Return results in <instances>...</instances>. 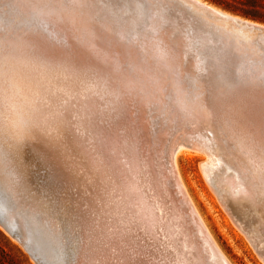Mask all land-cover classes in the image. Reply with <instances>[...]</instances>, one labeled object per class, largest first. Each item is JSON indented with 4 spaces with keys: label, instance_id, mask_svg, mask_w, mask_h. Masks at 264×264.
Here are the masks:
<instances>
[{
    "label": "rangeland",
    "instance_id": "rangeland-1",
    "mask_svg": "<svg viewBox=\"0 0 264 264\" xmlns=\"http://www.w3.org/2000/svg\"><path fill=\"white\" fill-rule=\"evenodd\" d=\"M45 1L46 2L43 0L46 5L37 6L36 4H32L30 0H0V108L8 105V103L12 108L10 97L8 98L7 96L11 94L10 91L12 92V90L18 98L13 100H17V104L23 103V106L18 107V114L12 117V121L16 125L14 128H10L7 125V118H10L11 115H9L10 117H5L2 115V112L0 113V213L4 218L11 221L23 239L32 244L35 253L33 251L32 253L26 251L18 241L9 237L2 229L1 224L0 234L2 237H0V244L10 256L13 257L14 264H209L210 259L204 256L203 241L200 234L196 231L197 227H195L194 222L190 218L191 215L184 214V212H186V207L183 202L180 201L181 199L179 198L181 197L178 195L177 188L173 184L174 178H172V174L169 171L171 166L169 167L166 161L167 153H165L169 143L175 138L178 139V142H183L180 140V138L182 139V137H184L182 136L183 129H187L186 126L190 128L193 125L191 126L188 120H180L179 118L170 116L172 108L169 105V101L171 102V100H169L166 93L167 91L171 94L174 93V91H176V93L180 91V94L176 96V100L179 101L180 110L185 111L190 108L193 114H198L203 109H208L206 106L207 103L205 102L207 98L206 95H211L218 89L221 91L224 89L227 90L229 87L232 88L240 82H249L251 78H255V82L251 80L249 83L253 81L259 89H264L263 41H260L261 44H259L257 40L251 41L250 38L255 35L239 31L236 28H234V30H226L223 28L225 24L217 26L215 23L211 22L212 18L210 19V17H207V19L201 15L198 16L194 11L190 10V8L178 3L163 2L149 9L140 6L136 1L128 3L126 0ZM197 1L231 17L255 22L264 26L263 21L245 16L241 12V10H245L246 13H251L264 19V0ZM39 3H41V0ZM55 4H57L58 7ZM62 4L63 6L68 5L67 7L71 10V13H73L74 16L76 14L75 17L78 18L81 16L80 18L83 20L78 23H86L87 31L90 29V33L88 34L91 35L89 37H92V40L95 39L96 35L99 40H107L108 37V40H111L110 42H112V44H114V42L115 45L116 43L119 45L121 44V46L117 45L119 48H127L126 51L136 55L139 54L138 56L142 58V62L145 65L153 66L151 60L155 61L153 53H149V50L153 47L152 42L154 46L158 43V47L165 42L162 44V47H167L166 50L165 47L163 48L162 54L170 61L167 60L169 63L175 65L178 72L177 82H175V85L167 83L168 81L166 83L164 82L160 93V95H162L161 99L156 98L152 100V102L144 103L145 106L143 105L142 108L143 111H145L144 118L147 120L148 129L155 135L157 132L156 136L162 135L160 138L163 139L161 140L162 142H150L148 147L144 145L147 149L146 154L150 157L153 156L152 158L157 160L153 159L154 161H151V166L155 165V170L152 167L153 172H155L154 178L156 177L158 180V178L161 177L159 175V173H161L160 171H164L166 177V185L160 188V184L158 183L161 189L159 194L160 192L162 193V189L164 188L168 189V191H172V194H167V191H165V193L163 191L162 196L160 194L158 197L156 184L151 180L153 176L150 175L147 177V180H151L148 186L151 189H155V194L157 195L155 196L158 199H155L153 189L151 192L149 190L146 192L143 191L142 193L140 192L139 194L141 197H137L138 193L135 194L134 191L127 188L128 180L126 175H124V170L122 173L121 169L123 168L119 167V169L116 170V165L114 164H117V161L113 162L110 159V148L108 146L104 148L99 145L98 138L96 137L97 134L91 132L87 133V130H85L84 134H82V132L77 134L73 131L76 136H74V138L70 135L69 130L66 129L68 138H66V136L58 137L55 136L51 130L40 126V124H42L41 122L47 118V115L50 116L49 112L47 114V110H49L51 106L55 107V103L60 105L61 102H68L70 99V103L72 100L78 102L81 99L84 100L85 98L93 96L96 102H99L98 98L102 96H98L95 93V97L93 92L90 94H88L89 92L87 93V89L89 85H91L89 83L90 80L76 83V80H74V82L70 81L68 80V76L62 77L63 75H58L57 72L53 73L52 76L50 75V77H47V75L40 78L38 75L31 76L34 78L30 77L29 81L26 82L23 80L24 82H22L21 79L26 78L27 74H23V71L16 70L12 63L5 61L6 55L12 48V43L21 36L27 34L28 36L32 35L34 31L41 33L40 36H43V38L48 34L50 37L54 38L53 41L61 39L59 37L61 35L63 36L62 40L64 37L73 38L70 36L72 35L70 30L73 28L71 25L68 26L65 23H61L59 19V21H57L53 17L55 14L50 13L46 15L44 13V6L48 5L52 10L57 11ZM224 5L235 7L236 11L228 10ZM40 6L43 9H40ZM226 25L228 26V24ZM152 26L154 30H151ZM228 29L231 28L228 27ZM58 31L61 35L56 33ZM164 31H166V33ZM103 32L106 33V35ZM155 32L158 33L155 34ZM147 33L149 36L152 35L155 37L151 36L152 38L150 37V40L153 38L155 40H147ZM145 34L147 35L146 37ZM141 36L144 37L145 42H147L144 48V41ZM201 39L204 42H202ZM108 40L106 43H110ZM148 41L151 45H149ZM250 55L252 57H250ZM121 67H123V65ZM221 68L224 71L220 70ZM249 69H252L251 73ZM227 70L229 72H226ZM4 74H6L5 78L3 76ZM17 75L21 79H17ZM231 77L232 80H230ZM239 77L242 78V80L245 78L247 80L241 81ZM51 78L53 80H51ZM65 78L67 79L66 81ZM11 79H13V81H10ZM256 80L258 82H256ZM18 81L19 83L21 82L20 86L17 85ZM41 81L43 82L42 84ZM64 82L66 83L64 84ZM47 83L48 85H46ZM229 84H232V86ZM45 85L46 87H44ZM56 85L59 86L57 87ZM216 85L218 87H216ZM60 86L61 88H59ZM49 87H52L55 91H52V94L49 93L50 95L47 94V88L50 89ZM222 87L224 88L222 89ZM43 88H46V91ZM209 90H211L210 93L208 92ZM53 92L60 97H57L56 94L53 95ZM38 93L41 95L39 96ZM85 93L88 95H85ZM52 95L55 97V100ZM10 96H12V94ZM51 97L52 99H50ZM29 99L30 101H28ZM43 100L46 102H43ZM47 100L51 101V103ZM53 101L55 102L52 103ZM46 105L48 107H46ZM72 106L75 107L73 103ZM97 109L102 110L100 107H97ZM34 110L37 112L35 113ZM71 116L73 119L81 118L76 112H73ZM41 117L45 119L43 120ZM72 117L69 118L70 121L73 120ZM86 117L88 116L86 115ZM24 120L28 122L29 128L32 130L31 132L23 127L25 124V122H23ZM50 120L52 121V118ZM50 120V125L51 123H57L55 122L56 120H53V122ZM94 121H97L95 124L100 123L97 119ZM22 122L24 124H22ZM160 124V129L163 127L161 130L158 126ZM89 126L90 122L86 128ZM50 128L52 127L50 126ZM78 128L77 126V129ZM79 129H83V127ZM160 131H163V134ZM124 132L123 129H119L117 131V137L122 138ZM186 132L188 133L189 131ZM56 133L57 132H55V134ZM205 133H207V131H205ZM113 140L114 139H111V142H113ZM181 142L178 143L180 146H177L178 148L175 150L178 151L180 148V152L176 154L174 161L176 173L200 221H202L199 222L197 220V222L202 224L210 240V244L216 250V258H212L213 256L211 254L209 256L211 260L214 264H224L223 260H226L227 264H264L262 256L260 257V254L256 252L257 250L251 241L245 237V234L241 232L239 228L232 224L222 206H220L221 204L218 202L221 198H219L220 193L218 192L219 189H216V186H221L224 190L228 189L227 178L230 179V176L234 174L233 168L230 165L227 166L224 160L221 159L223 154L220 150L216 152L215 156L211 155L209 160H207L204 154L196 153L190 148L184 147ZM158 143L161 144L158 145ZM157 145L158 147H156ZM101 147L106 149V151L104 150L106 153L105 158H102L103 149H101ZM149 147L152 149L150 150ZM158 148H160L159 151ZM83 149L85 152H83ZM152 150L156 151L157 154ZM215 159H218V161H215ZM205 164L206 172H204L205 168L203 167ZM158 167L160 170L159 173H157ZM117 171H119V173ZM119 177L121 179H119ZM135 178L136 176L134 177V181H139V184L140 180ZM161 181L160 178V182ZM168 181H172L170 184L171 186ZM124 182L125 184H123ZM141 186H143V183ZM173 188H175L176 192H174L175 190ZM141 189L145 190L146 188L141 187ZM212 189L215 192H213ZM168 196L171 197L167 198ZM124 198H126L125 201H127L126 205L125 201H122ZM170 199L172 200L171 203ZM174 199H178L180 204L182 203L181 206L184 208L180 207L179 202ZM162 200L164 202H162ZM165 201L168 202L165 203ZM175 202H178V207L175 205ZM151 203L154 205L152 206ZM159 203L160 205L163 204V206L160 207ZM252 203L245 198V200L241 201L239 204L232 205V214L237 224H241L247 230H256L258 228L260 231L263 229L258 233L264 235V214H260L264 213V211H259L260 209L254 206L255 203ZM256 204H258V202H256ZM171 206H174V208ZM175 206L177 209H175ZM126 208L127 215L125 213L124 216L122 211ZM182 208L184 211H182ZM171 209H175L176 211L174 212ZM120 210L122 211L120 212ZM179 211L183 213L180 214ZM261 215L263 217H261ZM144 220L147 224L144 223ZM131 221L136 223L132 224ZM125 224H127V226H125ZM130 224L133 225L136 230L133 226L131 227ZM123 226H125V231H123ZM130 228L133 229L130 231ZM184 228L189 230H186V232ZM121 230L124 233L121 232ZM180 230L183 232L181 231V233ZM114 231L118 235H113ZM189 231V242L192 240L193 242L191 243L193 244H191V247L187 248L185 243L189 240ZM132 232H136L135 234L137 235ZM175 234H178L177 237ZM121 235L124 237H121ZM126 238L128 241L125 240ZM122 239H124V241ZM260 240H264L263 236H261ZM137 245L140 247L138 248ZM134 246L136 248H134ZM134 252L136 254H134ZM129 261L131 262L129 263Z\"/></svg>",
    "mask_w": 264,
    "mask_h": 264
},
{
    "label": "bare ground",
    "instance_id": "bare-ground-1",
    "mask_svg": "<svg viewBox=\"0 0 264 264\" xmlns=\"http://www.w3.org/2000/svg\"><path fill=\"white\" fill-rule=\"evenodd\" d=\"M30 1L32 2V4H36L37 6L38 5H44L45 4L44 2H46L45 0H44V2H43V0H41V3H39L40 0H30ZM192 1L195 2V4H197L199 6L206 7L207 9L211 10L214 13H217V14L219 13V11L210 8L205 4H202L197 0H192ZM50 5H51V3H50ZM55 5L57 6V4H55ZM26 6H27V4H26ZM47 6H44L45 7L44 13L46 15L50 14V13L55 14V16L53 15V17L57 21L60 20L61 23H65L68 26L71 25L73 27L70 30L72 35H70L71 33L69 34L73 38L64 37V39H63L65 42L64 43L62 40L63 36L61 35V33H59V31L56 33L61 35V36H59L61 39H57L56 41H53L54 38L50 37L48 34L45 35L43 38V36L42 37L40 36L41 33L34 31L32 33V35L28 36V34H27L25 36H21L14 43H12V48L8 52V54L6 55L5 61L6 62L9 61L10 63H12L16 70L21 71V72L23 71L24 72L23 74H27V77L23 78V79H21L17 75V77H18L17 79H21L22 82L29 81L31 76H37L38 75V77L40 78V77H45L44 75H47V77H50V75L52 76L53 73L57 72L58 75L62 74L63 75L62 77L68 76V80H70V81L74 82V80H76V83L79 81L83 82L86 80H90L89 83L91 85H89V88L87 89V93L89 92L88 94H90L91 92H93L94 95L96 93L98 96H101V95L102 96L100 98H98L99 102H96V100L93 96V97L85 98L84 100L81 99L78 102H76V100L74 99L76 103L73 100L70 103L71 99H70V101L68 100V102H66V101L64 103L61 102L60 105L55 103L54 104L55 107L50 105L51 101H48V100L52 99V97H51L50 99L47 100L48 102H50L49 105L51 106V108H49V110L46 109L47 114L49 112L50 116L47 115L46 119L41 117V118H43V120L44 119L45 120L43 122H41L42 124H40V126L42 128L51 130L54 133V135L58 136V137L66 136V138H68V136L66 134V129L69 130L70 135H72V137L75 136L74 135L75 133H73V131L76 132L77 134L78 133L80 134V132H82V134H84L85 130H87V133L91 132V133L97 134L96 137L98 138L99 145H101L104 148H106L107 146L110 148V151H111L110 159L113 162L117 161L116 162L117 164H114V165H116V170L119 169V167L123 168V169H121L122 173L124 170V172H125L124 175H126L127 180H128L127 188L134 191L135 194L138 193L137 197L140 198L141 195L139 193L140 192L142 193L143 191L146 192L147 190H149L150 192L154 190L153 194H154V196L156 195L155 189L152 188L153 189L152 190L148 186L150 184L151 180L156 184V192L158 194V197L160 194L162 196L163 191H164V193H165V191H167V194H172V191H170V190L168 191V189H166V188L162 189L163 190L162 193L160 192V194H159V191H161L160 188L167 184L166 177H165L164 171H160L159 167H158L157 173H159V171L161 172V173H159V175L161 176L160 178L162 181L160 182V178H158V180L156 177H155L156 179L154 178L155 172H153V169H154L155 165L151 166L152 165L151 161L153 159L154 160H156V159L152 158L153 156L150 157L146 154L147 149L144 147V145H147V147H148L150 142L157 143L163 139L160 138L162 135L156 136L157 132L155 135L154 133H152L151 130L148 129L149 127L147 126V120L144 118V112L145 111H143V108H142L144 103L152 102V100H154L156 98L161 99L162 95H160V93L162 91L161 88H162L164 82L166 83L168 81L167 83H170L173 85H175V82H177L178 72L176 70L175 65L169 63L170 61L168 59H166L164 57V55L162 54L163 48L165 46L162 47V44H160L161 46L158 47V43H157V45H156L157 47H156V46H154V44L152 42L153 47H151V50H149V53H153V55L155 57H153V56L152 57L154 58L155 61L151 60L153 62V64L151 63L153 66L145 65L142 62L143 61L142 58L140 56H138L139 54L138 55L132 54L131 52L126 51L127 48H122V47L119 48L117 46L119 44L116 43V45H115V42H114V44H112V42H110L111 40L110 41L108 40L109 39L108 37H107V40L111 44L106 43L107 40H104V39L99 40L98 37H96L97 36L96 34H95L96 36L94 35L95 39L92 40V37H89L91 35V34L90 35L88 34V33H90L89 32L90 29H89V31H87L88 29H87V26L85 25L86 23L84 24V22H83L82 24H79L80 23L79 21H82L83 19L80 18L81 16H79L78 18L75 17L76 14L74 16L73 13H71V10H69V8L67 7L68 5L63 6V4H62L61 7L59 6L57 11L52 10V8L50 6H48V7ZM46 7H47V9H46ZM39 8L43 9L41 6ZM163 11H165V10H163ZM42 13H43V11H42ZM220 13L223 15H227V14L222 13V12H220ZM227 16H229V15H227ZM53 17H51V18H53ZM170 18H172V17H170ZM231 18H235V17H231ZM66 22H68L69 24ZM150 24H151V22H150ZM226 24H228V23H226ZM62 25H64V24H62ZM78 26L80 27V29ZM92 26H94V25H92ZM77 27H78V29H77ZM59 28H60V25H59ZM102 30H101V32H102ZM151 30H154L153 26H152ZM151 30H149V31H151ZM96 31H97V29H96ZM167 31H169V30H167ZM91 32L94 33L93 31H91ZM164 32L166 33V31H164ZM148 33H147L148 36L145 34V37L147 36V38H146L147 40L152 36V35L149 36ZM156 33H158V32H155V34ZM104 34L106 35V33H104ZM141 34H143V33H141ZM197 35H199V34H197ZM142 36H141V38L144 41V45H143V48H144L145 43H147V42H145L144 37H142ZM152 37H154V36H152ZM206 37H207V35H206ZM152 40H150V41H152ZM156 41H157V39H156ZM202 42H204V41L202 40ZM202 42H201V44H202ZM148 43H149V41H148ZM155 44H156V42H155ZM149 45H151V43H149ZM119 46H121V44ZM166 47H165V50H166ZM133 50H131V51H133ZM172 53H173V51H172ZM141 55H143V54H141ZM250 57H252V56L250 55ZM237 62L240 63L239 61H237ZM241 62H242V60H241ZM227 64H228V60H227ZM247 64H248V62H247ZM122 65H123V67H121ZM219 66H223V65H219ZM13 70H14V68H13ZM220 70H223V69L221 68ZM249 70H248V72H249ZM251 70H250V73H251ZM212 71H215V70H212ZM14 72H15V70H14ZM226 72H229V71L227 70ZM249 74H248V76H249ZM5 75L6 74L3 75L4 78L6 77ZM250 76H252V75H250ZM31 78H34V77H31ZM55 78H56V76H55ZM239 79L241 81L247 80L246 78L242 80V78H240V77H239ZM254 79L251 78V80H253V81H254ZM256 79H258V78H256ZM32 80H34V79H32ZM51 80H53V79L51 78ZM66 80L67 79L65 78V81ZM227 80H228V78H227ZM230 80H232V77ZM10 81H13V79H11ZM36 81H38V80H36ZM62 81H64V80H62ZM16 82H14V83H16ZM58 82H60V81H58ZM244 82L245 83L240 82L232 88L229 87V89H227V90L224 89L225 91L224 90L221 91L218 88H216L218 90L214 91L213 93L211 92L212 93L211 95H206L207 98L205 97L206 98L205 102L207 103L206 106L208 109H206V110L203 109L198 114H193L191 112L190 108L188 110H185V111L180 110L179 101L176 100V96H178L180 94V91H179V93H176V91H174V93H172V94L169 93V91H167L166 94H167V97L169 98V100H171V102L169 101V105L172 108V110H171L172 113L170 114V116L179 118L180 120L181 119H185V121L188 120L190 122L191 126L193 125L190 128H188V126H186L187 129H183V135L182 134L181 135L184 137H182V139L180 138V140H182L183 142H181V141H179V142H181L184 147L190 148L191 150H193L196 153L204 154L205 158L207 160H209V157L211 155L215 156L216 152L220 150L223 154L222 155L223 157L221 159L224 160V163L227 166L230 165L233 168L234 174L230 176V179L227 178V180H228V189H226L227 191L224 190L221 186L217 187L215 185L216 189L217 188L219 189V191H218L220 193L219 198H221V199H219L218 202H219V204H221L220 206H222L223 210L225 211L226 215L229 217L232 224L235 227L239 228V230H241V232H243L245 234V237L249 241H251V243L253 244V246L257 250L256 252L260 254L259 255L260 257L262 256V260L264 262V240L263 241L260 240L261 236H263V238H264V235L262 233H258V232L262 231L263 229L260 231L258 228L256 230H253V229L247 230L241 224H239V223L237 224V221L232 214L233 210L231 207L232 205L239 204L241 201L245 200V198H246L247 200L251 201V203L252 202L255 203L254 206L258 207L260 209L259 211H264V91H262L264 89H259L257 87V85H255L256 84V83H254L255 81L253 83L252 82L249 83L247 81H244ZM256 82H258V81L256 80ZM18 83H19V81H18ZM18 83H17V85L20 86L21 82L19 84ZM42 83L43 82L41 81V84ZM65 83L66 82H64V84ZM28 85H32V84H28ZM46 85H48V83ZM46 85L44 87H46ZM229 85L232 86V84H229ZM38 87H39V85H38ZM42 87H40V88H42ZM63 87H62V89H63ZM67 87H68V85H67ZM216 87H218V86L216 85ZM49 88L50 89L47 88V90H48L47 94H49V93L52 94V91H54V90L52 87H49ZM59 88H61V86ZM219 88H220V86H219ZM223 88L224 87H222V89ZM70 89H68V90H70ZM29 90H30V88H29ZM44 90L46 91V88ZM55 90H56V88H55ZM64 90H66V89H64ZM45 91H44V93H45ZM210 91L211 90H209L208 92L210 93ZM54 92H53V95L56 94V93L54 94ZM60 92H61V90H60ZM10 93L12 94V96H10L11 94H8L7 96H8V98L10 97V101L13 103L12 104L10 102L12 108L10 107V105L8 103V105H5L3 108H0V113L2 112V115L5 117H10L9 115H11L10 118H7V125L10 128H14L16 125H15V123H13L12 117L16 116L18 114L17 113L18 107L23 106V103L17 104V100L16 101L13 100V99H18L16 94L13 92V90H12V92L10 91ZM61 93L63 94V92H61ZM61 93H60V95H61ZM88 94L85 93V95H88ZM40 95L41 94H39V96ZM7 96H6V98H7ZM58 96L59 95H57V97ZM80 97H82V96H80ZM95 97H96V95H95ZM45 99H46V97H45ZM60 99H62V98H60ZM54 100H55V97H54ZM28 101H30V99ZM31 101H34V100H31ZM177 101H178V103H177ZM43 102H46V101L43 100ZM54 102L55 101H53L52 103H54ZM72 103L75 105V107L72 106ZM25 104H26V102H25ZM42 104H44V103H42ZM46 107H48V106L46 105ZM46 107H43V108H46ZM97 107L102 108V110L101 109L98 110ZM4 108H5V110H4ZM72 111L76 112L81 118L80 119H73V117L71 116V114H73ZM34 112H35V110H34ZM86 115L88 117H86ZM44 116H46V115H44ZM49 117H50V119L52 118V121L49 119ZM71 117L73 120L70 121L69 118H71ZM96 119L100 121L99 124H95V123H97V121H94ZM49 120L51 122H53V120L54 121L56 120L55 122H57V123H54V124L51 123V125H50ZM23 122H25V124ZM23 122H22V124H24L23 127L26 130H29V132H31L32 130H31V128H29L28 122L25 120ZM89 122H90V126L88 127L89 128L88 129V128H86V126L89 125ZM156 124H157V122H156ZM50 126L52 128H50ZM77 126L79 128L83 127V129H79V128L77 129ZM158 126L160 129L161 124ZM119 129H123L129 135L124 132L122 138L117 137V135H118L117 131ZM163 131H160V132L162 133ZM186 131H189V132L187 133ZM205 131H207V133H205ZM55 132H57V133L55 134ZM160 132H158V133L161 134ZM15 133H16V131H15ZM16 135H17V133H16ZM91 135H93V134H91ZM151 136H152V138H151ZM179 136H180V134H179ZM93 137H95V136H93ZM111 139H114L113 142H111ZM179 142H178V139L175 138L173 141H171V143H169L168 149L165 152V153H167L166 161L168 162L169 167L171 166L169 171L172 174L171 175L172 178H174L173 184L177 188V191L179 193L178 195H180V197H181V198H179V197L178 198L181 199L180 201L183 202L184 206L187 209V210L185 209V211L187 213L184 212V214L185 215L186 214L191 215L190 218L194 222L195 227H197L196 231L200 234V236L202 238V241H203L202 244L204 245L205 251L209 253L208 256H210L212 254V256H213L212 258L215 259L217 256L216 250L210 244V240H209L208 236L206 235V233L202 227V224L199 223L202 221H200V218H199L196 210L194 209L190 199L188 198V195L186 194V191L184 190V187L180 183L178 175L176 173L174 161H175L176 154L180 152V148L178 149V151H175V150H177V148H178L177 146H180V144H178ZM159 144H161V143H158V145ZM158 145L156 147H158ZM102 147H101V149H103ZM152 148H150V150ZM159 149L160 148H158V151H159ZM104 150L106 151V149H103V151H102V158L106 157V153ZM110 151H109V153H110ZM83 152H85L84 149H83ZM153 152H156V151H153ZM156 154H157V152H156ZM154 157H156V156H154ZM110 159H109V161H110ZM91 161H93V160H91ZM112 161H111V163L113 164ZM215 161H218V159H215ZM152 163H154V162H152ZM216 164H218V163H216ZM205 166H206V164L203 165L204 168H205ZM152 167H153V169H152ZM151 171L153 174L151 173ZM117 172L119 173V171H117ZM204 172H206V168H205ZM150 175L153 177L151 178V180H147V177ZM135 176H136L135 179L140 180L139 184H138L139 181L138 182L134 181ZM119 179H121V178L119 177ZM171 182H169V185L171 184ZM142 183H143V186H141ZM158 183L160 184V188H159ZM123 184H125V182ZM141 187H144L146 189L142 190ZM225 187H226V185H225ZM173 189L175 190V188H173ZM214 190H215V188H214ZM214 190H213V192H215ZM174 192H176V190ZM219 193H217V194H219ZM148 196H149V194H148ZM156 196H155V199H158V198H156ZM118 197H120V196H118ZM170 197L171 196H168L167 198H170ZM149 198H147V199H149ZM125 200H126V198H124L122 201L124 202ZM174 200H176V199H174ZM168 201H169V199H168ZM168 201H165V203ZM171 201L172 200L170 199V203H171ZM176 201H178V199ZM180 201H178L179 204H180ZM157 202H158V200H157ZM162 202H164V201L162 200ZM178 202H175L176 203L175 205L177 207H178V205H177ZM256 202H258V204H256ZM126 203H127V201H125V205H126ZM181 204L179 206L183 207V206H181ZM151 205H152V203H151ZM159 205H160V203H159ZM172 205H173V203H172ZM122 206H123V204H122ZM161 206H163V204L160 205V207ZM171 207L174 208V206H171ZM177 207L175 209H177ZM183 208H182V211H184ZM249 208H250V206H249ZM118 209H119V207H118ZM175 209L174 210L171 209V210H173L175 212L176 211ZM157 210H159V209H157ZM162 210H163V208H162ZM121 211L122 210H120V212ZM124 211H122V213L125 216V213L127 215V212H126L127 208L124 209ZM179 212H180V214L183 213L181 211H179ZM236 213H239V212H236ZM260 214H264V213H260ZM163 215H164V213H163ZM187 217H189V216H187ZM261 217H263V216L261 215ZM129 219H131V218H129ZM249 219H251V218H249ZM132 220H135V219H132ZM197 220L199 222H197ZM133 223H136V222H132V224ZM144 223L147 224V222L145 220H144ZM135 225H137V224H135ZM125 226H127V224H125ZM125 226H123L124 228L122 227L123 231L126 230ZM132 226L133 225H131V227ZM240 227H241V229H240ZM133 228H134V226H133ZM133 228H130L129 230L131 231V229H133ZM98 229H100V228H98ZM186 230L187 229H185V231ZM115 231H114L113 235H115V234L118 235L117 233H115ZM123 231L121 230V232H123ZM181 231L182 230H180V232ZM97 232H99V231H97ZM106 232H107V230H106ZM132 233H134V232H132ZM189 234H190V231L188 232V239L189 240H188V242L185 243V246L187 248L191 247V244H193V243H191V242H193L192 240H191V242H189L190 241ZM123 235H121V237ZM127 235H128V233H127ZM135 235H137V234H135ZM177 235H176V237H177ZM179 235H180V233H179ZM185 235H186V233H185ZM122 240L124 241V239H122ZM125 240H127V238ZM123 243H125V242H123ZM139 247L140 246H138V248ZM134 248H136V247L134 246ZM187 252L189 254H191L189 251H187ZM134 254H136V253L134 252ZM96 259H97V257H96ZM136 260H138V259H136ZM100 262H102V261H100ZM130 262L131 261H129V263ZM223 262H224V264H227L226 260H223Z\"/></svg>",
    "mask_w": 264,
    "mask_h": 264
},
{
    "label": "water",
    "instance_id": "water-1",
    "mask_svg": "<svg viewBox=\"0 0 264 264\" xmlns=\"http://www.w3.org/2000/svg\"><path fill=\"white\" fill-rule=\"evenodd\" d=\"M123 1H125V0H123ZM133 1H136L137 4H139L140 6L146 7L149 9H151L150 7H152V6H155L157 4H162L163 2L178 3L181 5H184L187 8H190V10L194 11L198 16L201 15L204 18H207V17L208 18L210 17V19L212 18L211 22L215 23L217 26H221L222 24H225V27H223V28L226 30H234V28H236L239 31H243V32H246L248 34L255 35V36L251 37L253 39L250 38L251 41L257 40V41H259L258 42L259 44H261L260 41H263L262 43H264V27L263 26L256 24L255 22H249L247 20L231 18L230 16L223 15L220 12L218 14L214 13L204 6H199V5L195 4V2H193L192 0H126V2H128V3H131ZM226 23H228V26L226 25ZM228 27H230L231 29H228ZM0 224H1L4 232L9 237L18 241V243H20L26 251L31 252V253L33 251L35 253L34 247L32 246V244L29 241L23 239L22 236L20 235L19 231L13 226L11 221H9V219L4 218L1 215V213H0ZM203 249H204V247H203ZM204 252H205L204 256L207 257L208 259H210L209 264H214V262L208 256L209 253L206 252L205 249H204Z\"/></svg>",
    "mask_w": 264,
    "mask_h": 264
},
{
    "label": "trees",
    "instance_id": "trees-1",
    "mask_svg": "<svg viewBox=\"0 0 264 264\" xmlns=\"http://www.w3.org/2000/svg\"><path fill=\"white\" fill-rule=\"evenodd\" d=\"M226 9L231 10V11H236L235 7H231L229 5H224ZM241 12L245 15V16H250L253 19L256 20H260L264 22V19H262L259 16H255L251 13H246L245 10H241ZM0 237H2V235L0 234ZM0 264H14V259L13 257L10 256V254L2 247V245L0 244Z\"/></svg>",
    "mask_w": 264,
    "mask_h": 264
}]
</instances>
